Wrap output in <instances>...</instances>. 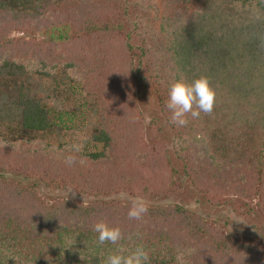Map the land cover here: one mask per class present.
I'll list each match as a JSON object with an SVG mask.
<instances>
[{"label": "trees", "instance_id": "obj_1", "mask_svg": "<svg viewBox=\"0 0 264 264\" xmlns=\"http://www.w3.org/2000/svg\"><path fill=\"white\" fill-rule=\"evenodd\" d=\"M76 1L66 17L72 42L61 43L10 38L49 28L41 21L48 0H0V82L18 80V135L73 128L71 113L56 115L25 82L32 69L51 76L60 68L94 101L98 123L90 141L100 147L84 152L0 138V264H103L109 251L137 244L150 264H264V238L225 234L176 204H151L141 219H130L132 201L109 200L127 193L152 202L181 190L166 147L142 138L133 88L144 70L192 188L212 207L228 197L255 201L264 219V0H161L158 18L150 0H94L108 8L96 16L86 14L93 0ZM200 76L216 93L213 111L177 126L166 106L168 87ZM29 180L70 189L76 199L46 204ZM101 220L120 228L117 245L96 243L92 228Z\"/></svg>", "mask_w": 264, "mask_h": 264}, {"label": "rangeland", "instance_id": "obj_2", "mask_svg": "<svg viewBox=\"0 0 264 264\" xmlns=\"http://www.w3.org/2000/svg\"><path fill=\"white\" fill-rule=\"evenodd\" d=\"M22 5H28L33 0H15ZM58 0H48L49 11H44L41 21L45 23L42 31L17 32L10 34L11 39L25 37L26 40L37 41L53 40L55 42L70 43L74 36L73 25L67 20L72 9L77 3L76 0H61L58 7L52 6ZM158 9V18L162 13L161 0H150ZM57 7V8H56ZM56 9V13L51 11ZM101 9H108L105 3L92 1L87 8V15L100 13ZM66 20V21H65ZM134 43L137 39L132 38ZM33 70V69H32ZM30 71L25 82L34 89L36 97L41 99L46 107L53 112H69L75 119L70 124L73 128L64 129L54 134H38L34 137H21L18 130V110L15 105V90L18 80H7L0 82V138L6 137L12 144L25 145L41 144L57 146L58 144H71L84 152H94L100 147L90 141V132L98 123V113L92 99H85L78 88L71 81L70 73L63 69H57L51 76H42ZM133 95L138 110L142 115V138L145 144L153 146L162 143L166 149L170 163L179 174L181 190L171 192L167 197L160 196L152 202L146 201L148 205L159 204L180 205L189 211L200 216L205 222L214 226L217 230L234 236H247L251 238H264V219L257 212L255 201L249 202L240 200L237 197H228V203L223 207H212L208 198L192 188L187 178L183 176L181 162L177 159L173 150V134L167 122L160 113L156 95L152 89L149 76L141 70L139 83L133 88ZM33 138V139H32ZM27 186L33 187L38 196L46 204L58 199H76L70 189L49 190L36 180L24 182ZM119 194L109 198L111 201L126 204L136 199L127 193L123 197ZM85 202L87 197L82 198Z\"/></svg>", "mask_w": 264, "mask_h": 264}, {"label": "clouds", "instance_id": "obj_3", "mask_svg": "<svg viewBox=\"0 0 264 264\" xmlns=\"http://www.w3.org/2000/svg\"><path fill=\"white\" fill-rule=\"evenodd\" d=\"M167 95L166 106L172 114L171 120L180 127L188 123V115L198 118L201 113L210 114L213 111L216 97L214 89L205 76L194 78L191 81L183 77L177 78L169 85ZM72 162L71 156L66 158V163L71 164ZM120 195L123 197L124 194ZM147 212L148 204L142 197H137L132 200L127 215L130 219L139 220ZM92 230L96 233L98 245H104L105 242L117 245L122 239L120 228L110 227L102 220L95 223ZM103 264H150L149 252L143 244H137L131 249L118 246L114 251L108 252Z\"/></svg>", "mask_w": 264, "mask_h": 264}]
</instances>
